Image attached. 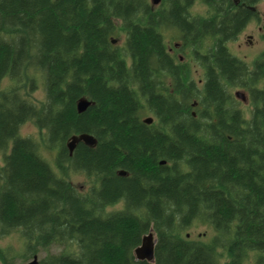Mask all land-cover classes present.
I'll return each instance as SVG.
<instances>
[{
    "label": "trees",
    "instance_id": "obj_1",
    "mask_svg": "<svg viewBox=\"0 0 264 264\" xmlns=\"http://www.w3.org/2000/svg\"><path fill=\"white\" fill-rule=\"evenodd\" d=\"M202 1L204 16L191 0H0V240L22 242L0 246L1 264L39 253L38 264H264V53L252 70L235 59L249 119L238 107L225 118L217 100L193 118L175 56L192 48L207 71L223 69L234 59L203 39L236 38L261 0ZM165 29L180 43L167 46ZM84 133L96 144L70 155L68 140ZM218 133L232 146L220 150ZM200 226L206 241L190 236ZM149 230L154 261H135Z\"/></svg>",
    "mask_w": 264,
    "mask_h": 264
},
{
    "label": "flooded vegetation",
    "instance_id": "obj_2",
    "mask_svg": "<svg viewBox=\"0 0 264 264\" xmlns=\"http://www.w3.org/2000/svg\"><path fill=\"white\" fill-rule=\"evenodd\" d=\"M199 1V2H198ZM233 6H239V1L238 0H232ZM264 3V0L258 1L256 4H253L252 6L248 7L250 10H253L256 12V14H258V11L256 9V7L261 4ZM198 5V6H196ZM200 8L202 9V16H204L210 9L208 8V6H206L204 4V2L202 0H191V9L192 8ZM190 9L192 14H195L194 12H192V10ZM255 22V23H259L260 22V16L258 14V18H256V20H251L248 24ZM247 24V25H248ZM247 25L244 27V29L247 27ZM243 29V31H244ZM262 30H264V26L262 28ZM236 36V38L231 39V40H220V39H203L204 42L205 40H210V43H214V42H219V45L221 46L222 49L226 50L227 53L229 54V57L231 59L234 60H230V59H224L221 58V62L223 63V65L225 64V66H223V69L219 68V67H212L210 69L211 71V77H209V72L207 71L204 67L200 66V70H199V75L200 78L198 79V83H196L195 81H193V77L191 76L189 79L186 78V89H189L190 86H193V91L194 94L196 95V97H192L189 105H190V114L193 118H196L198 113L203 112L205 110H214V107L211 106V103L213 100H217L220 102L221 104V109L224 113V117L228 118L229 116V112H230V116L231 119L233 117L234 112H236V108L238 107L240 110L242 103L248 102V104H250V100H249V95L247 93V91L244 88H239L236 86V71H237V66L235 63V59L240 60L241 62L245 63L247 65V67L249 69H253L254 68V64L256 62V60L264 53V50L261 51V53L256 57V59H254V61L249 64L247 63L244 59L246 58V56L244 55L243 57L239 58L231 49V46H233L235 44V42L237 41V39L239 38V36L242 34V32ZM262 37L264 38V34L262 35ZM218 48H215V51ZM168 50L170 51V53H172V50L170 48H168ZM194 53V50H193ZM215 79V85H211L209 86L210 83H213L214 81V77ZM213 78V79H211ZM169 78H168V82H169ZM258 87L259 88H263L264 87V80L259 81L258 82ZM243 91V94L245 95V99L244 100H240L236 93L238 91ZM211 92L212 97L210 96L209 92ZM242 93V92H241ZM210 102V103H209ZM214 102V101H213ZM223 105V106H222ZM206 107H208L207 109H205ZM212 112V111H211ZM249 116H250V112H249ZM246 119H249V117H246ZM228 123V121H226ZM205 137V136H202ZM212 137L216 140L217 142V146L219 147L220 150H223L225 148H227L228 146H232L233 142H234V138L232 135L227 134V133H218L215 134L213 136H209Z\"/></svg>",
    "mask_w": 264,
    "mask_h": 264
},
{
    "label": "rangeland",
    "instance_id": "obj_3",
    "mask_svg": "<svg viewBox=\"0 0 264 264\" xmlns=\"http://www.w3.org/2000/svg\"><path fill=\"white\" fill-rule=\"evenodd\" d=\"M256 9L260 16V22L259 23L252 22L248 24L247 27L242 32V34L237 39V41L235 42V44L231 46L232 51L239 58L245 55L246 58L244 60L249 64H251L254 61V59H256V57L261 53L262 50H264V38L262 37V35L264 34V30H262L264 26V3L259 4L256 7ZM191 10L196 15H201L203 13L202 9H200L199 7L192 8ZM163 36H164L167 46H170V45L172 46L173 43H180L178 36L172 30L165 29L163 31ZM117 38H118L117 43L118 45H120L123 38L121 36ZM203 43L205 44L203 50H205L207 46L212 44L210 43V40H205V42ZM175 56L177 59L180 60V62L186 65L187 79H189L192 76L193 81L198 83V79L200 78L199 70L201 67H200V64L197 61H195L193 58V49L186 48L183 53H178ZM166 81H168V78L166 79ZM240 92L243 93V91H240ZM31 97L35 100H42L43 98L42 90L38 89L36 92L32 94ZM241 108H242L241 111L244 114L245 118L249 117L251 105L248 104V102H245V103H242ZM148 116L152 117L151 115H146L145 118ZM21 134L23 136L31 137L34 140L38 139L37 129L31 124H25L21 128ZM43 155L48 159L51 158V154L49 152H44ZM1 163H2V154L0 153V165ZM70 180L73 181V183L77 185L79 188L84 187L82 177L72 176ZM120 206L121 205L118 204L114 208H108V210L118 209ZM189 233L192 239L194 240L199 239L203 241L208 240L212 235L211 231L203 226L193 227L189 230ZM0 246L2 247L10 246L12 250L16 252L22 251V242L17 234H11L10 236H7L3 238L2 240H0ZM53 252H56V249H54ZM41 256H42V253L37 254L38 259ZM31 260L32 258L28 259L27 261H23L22 259H20V257H15L12 264H27Z\"/></svg>",
    "mask_w": 264,
    "mask_h": 264
},
{
    "label": "water",
    "instance_id": "obj_4",
    "mask_svg": "<svg viewBox=\"0 0 264 264\" xmlns=\"http://www.w3.org/2000/svg\"><path fill=\"white\" fill-rule=\"evenodd\" d=\"M150 3L152 6H157L160 3V0H150ZM112 43L115 44L116 40H112ZM237 97L240 100L245 99V95L241 92L236 93ZM90 102L86 99H80L77 103V111L79 113H82L86 110V108L89 106ZM143 122L145 124H151L153 122V118L148 116L146 117ZM82 142L86 146L92 147L96 144V140L93 138V136L89 134H79V135H73L68 140L66 146L69 151V154L71 155L75 146ZM164 161H161L160 164H164ZM119 175L123 176L125 175L124 171H119ZM156 239L153 236V232L149 230L141 239L140 245L135 248L134 250V257L135 261H145L148 263H153L154 261V248H155ZM27 264H38L37 256H34L30 262Z\"/></svg>",
    "mask_w": 264,
    "mask_h": 264
},
{
    "label": "bare ground",
    "instance_id": "obj_5",
    "mask_svg": "<svg viewBox=\"0 0 264 264\" xmlns=\"http://www.w3.org/2000/svg\"><path fill=\"white\" fill-rule=\"evenodd\" d=\"M223 106V105H222ZM221 116V115H220ZM212 173V172H211Z\"/></svg>",
    "mask_w": 264,
    "mask_h": 264
}]
</instances>
